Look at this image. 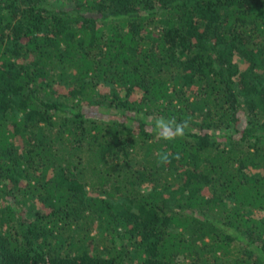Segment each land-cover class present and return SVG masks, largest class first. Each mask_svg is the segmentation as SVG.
Returning a JSON list of instances; mask_svg holds the SVG:
<instances>
[{
    "label": "trees",
    "instance_id": "16d2710c",
    "mask_svg": "<svg viewBox=\"0 0 264 264\" xmlns=\"http://www.w3.org/2000/svg\"><path fill=\"white\" fill-rule=\"evenodd\" d=\"M60 4L0 0V264H264V0Z\"/></svg>",
    "mask_w": 264,
    "mask_h": 264
},
{
    "label": "clouds",
    "instance_id": "9594fccd",
    "mask_svg": "<svg viewBox=\"0 0 264 264\" xmlns=\"http://www.w3.org/2000/svg\"><path fill=\"white\" fill-rule=\"evenodd\" d=\"M190 117L181 121H177L175 117L165 118L163 116L155 118L150 122L152 132L160 139L174 140L177 137H184L186 129H189ZM179 159V154H176ZM170 162V154L167 152L161 153L159 163L164 164Z\"/></svg>",
    "mask_w": 264,
    "mask_h": 264
},
{
    "label": "rangeland",
    "instance_id": "374dc122",
    "mask_svg": "<svg viewBox=\"0 0 264 264\" xmlns=\"http://www.w3.org/2000/svg\"><path fill=\"white\" fill-rule=\"evenodd\" d=\"M60 2H61V0H44V3L49 5V6H54L56 4H58V6H60V5H62V4H60Z\"/></svg>",
    "mask_w": 264,
    "mask_h": 264
}]
</instances>
